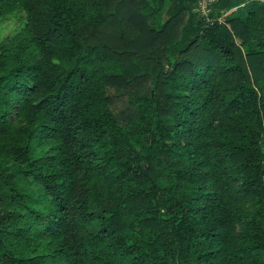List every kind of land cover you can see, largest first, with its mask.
<instances>
[{"label": "trees", "instance_id": "1", "mask_svg": "<svg viewBox=\"0 0 264 264\" xmlns=\"http://www.w3.org/2000/svg\"><path fill=\"white\" fill-rule=\"evenodd\" d=\"M200 1L0 0V264H264V0Z\"/></svg>", "mask_w": 264, "mask_h": 264}, {"label": "rangeland", "instance_id": "2", "mask_svg": "<svg viewBox=\"0 0 264 264\" xmlns=\"http://www.w3.org/2000/svg\"><path fill=\"white\" fill-rule=\"evenodd\" d=\"M205 1H207V0H201L198 3V7H199L201 13H206V10L204 9V2ZM229 11H231V10H229ZM226 13H228V12H226ZM19 15H22V13H19ZM21 26H22V21L13 15H7L4 18L0 19V39L6 35L11 34L13 31L17 30ZM263 151H264V149H263Z\"/></svg>", "mask_w": 264, "mask_h": 264}, {"label": "built area", "instance_id": "3", "mask_svg": "<svg viewBox=\"0 0 264 264\" xmlns=\"http://www.w3.org/2000/svg\"><path fill=\"white\" fill-rule=\"evenodd\" d=\"M263 162H264V160H263ZM261 181H262V184L264 186V168H263L262 174H261Z\"/></svg>", "mask_w": 264, "mask_h": 264}]
</instances>
